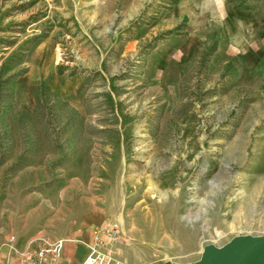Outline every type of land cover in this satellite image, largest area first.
I'll list each match as a JSON object with an SVG mask.
<instances>
[{
    "label": "rangeland",
    "instance_id": "obj_1",
    "mask_svg": "<svg viewBox=\"0 0 264 264\" xmlns=\"http://www.w3.org/2000/svg\"><path fill=\"white\" fill-rule=\"evenodd\" d=\"M114 221L130 264L264 234V0H0V260Z\"/></svg>",
    "mask_w": 264,
    "mask_h": 264
},
{
    "label": "built area",
    "instance_id": "obj_2",
    "mask_svg": "<svg viewBox=\"0 0 264 264\" xmlns=\"http://www.w3.org/2000/svg\"><path fill=\"white\" fill-rule=\"evenodd\" d=\"M68 239L30 237L23 246H19L18 238L11 234L6 239L7 255H14L16 261L12 263L5 259L0 260V264H68L62 257ZM125 240L124 231L116 221L100 224L93 230L92 241H83L88 251L75 264H121L114 253L116 245Z\"/></svg>",
    "mask_w": 264,
    "mask_h": 264
},
{
    "label": "water",
    "instance_id": "obj_3",
    "mask_svg": "<svg viewBox=\"0 0 264 264\" xmlns=\"http://www.w3.org/2000/svg\"><path fill=\"white\" fill-rule=\"evenodd\" d=\"M163 264H264V234L236 235L220 246L209 243L194 262Z\"/></svg>",
    "mask_w": 264,
    "mask_h": 264
},
{
    "label": "crops",
    "instance_id": "obj_4",
    "mask_svg": "<svg viewBox=\"0 0 264 264\" xmlns=\"http://www.w3.org/2000/svg\"><path fill=\"white\" fill-rule=\"evenodd\" d=\"M54 79L56 82H58V84L61 83L60 78L56 77ZM73 79L75 81H78L77 78H73ZM56 85L57 84H55V88L57 87ZM62 88H63L62 93H66L70 90L68 86L66 88H64L62 86ZM93 230H89L88 228L85 229L82 227H77V229L70 230L67 233V235H65V236L51 237V236L39 234V235H35L32 237H43V238H47V239H55V238H59V237L69 238L68 241L65 242L62 257L68 264H75V263H78L79 261H81L83 259V257L86 255L88 248L83 244V241L84 242H91L92 241ZM17 243L19 246H23V245H21L22 243L19 241V239H18ZM127 244H128V241L126 239L124 242L118 243L116 245V248H115L114 255L117 259H119L121 261V264H125V263L128 264V262L130 264V262H131V257L130 256L126 257L122 253V249H121L122 246L127 245ZM128 255H129V253H128ZM8 257H10V256H8L7 254H4V257L2 260L8 259ZM12 261L15 262V258H14V260L12 258Z\"/></svg>",
    "mask_w": 264,
    "mask_h": 264
},
{
    "label": "bare ground",
    "instance_id": "obj_5",
    "mask_svg": "<svg viewBox=\"0 0 264 264\" xmlns=\"http://www.w3.org/2000/svg\"><path fill=\"white\" fill-rule=\"evenodd\" d=\"M215 233H216V236H219L220 235V232H218V231H215Z\"/></svg>",
    "mask_w": 264,
    "mask_h": 264
}]
</instances>
